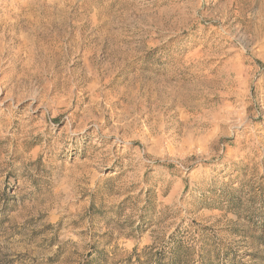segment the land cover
Here are the masks:
<instances>
[{
	"label": "rangeland",
	"instance_id": "374dc122",
	"mask_svg": "<svg viewBox=\"0 0 264 264\" xmlns=\"http://www.w3.org/2000/svg\"><path fill=\"white\" fill-rule=\"evenodd\" d=\"M264 264V0H0V264Z\"/></svg>",
	"mask_w": 264,
	"mask_h": 264
},
{
	"label": "trees",
	"instance_id": "16d2710c",
	"mask_svg": "<svg viewBox=\"0 0 264 264\" xmlns=\"http://www.w3.org/2000/svg\"><path fill=\"white\" fill-rule=\"evenodd\" d=\"M194 254L191 246L172 243L168 249H164L160 255L151 254L145 260V264H214L213 253L204 251Z\"/></svg>",
	"mask_w": 264,
	"mask_h": 264
}]
</instances>
